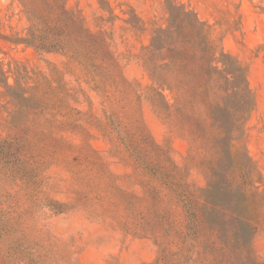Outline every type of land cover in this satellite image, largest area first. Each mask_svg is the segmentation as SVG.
Segmentation results:
<instances>
[{
    "label": "rangeland",
    "instance_id": "rangeland-1",
    "mask_svg": "<svg viewBox=\"0 0 264 264\" xmlns=\"http://www.w3.org/2000/svg\"><path fill=\"white\" fill-rule=\"evenodd\" d=\"M66 6L90 37L74 52H44L14 43L32 24L24 1L0 0V141L8 154L0 164V264H153L162 248L174 264L182 248L181 264H227L205 254V238L189 234L183 199L202 196L210 172L224 174L231 158L244 154L257 187L249 205L212 194L224 206L236 200L238 212L257 221L253 235L228 213L240 229L234 238L248 235L249 255L264 264V0H68ZM173 6L198 16L215 54L243 69L254 98L229 157L217 166L209 112L199 107L190 121L178 117L175 81H156L145 66L146 48L168 28ZM172 56L163 53L162 65ZM132 150L154 172L163 170L164 180L142 168ZM229 175L236 179L237 170Z\"/></svg>",
    "mask_w": 264,
    "mask_h": 264
},
{
    "label": "trees",
    "instance_id": "trees-1",
    "mask_svg": "<svg viewBox=\"0 0 264 264\" xmlns=\"http://www.w3.org/2000/svg\"><path fill=\"white\" fill-rule=\"evenodd\" d=\"M31 13V27L27 37H18L14 43L35 46L44 52H56L64 49L75 51L78 41L88 39L89 32L84 28L78 16L67 8L68 0H22ZM38 4L34 7V2ZM170 20L166 29H160L145 51V66L154 80L170 78L177 85V116L190 121L198 113L199 107L207 110L215 122L218 135L211 140L213 165L224 163L229 157V147L233 137L240 132L241 123L254 109V98L247 86L243 69L230 56L215 54L208 40L206 26L198 16L183 6L169 8ZM3 37V36H2ZM6 39V38H3ZM173 54L171 63L162 65L163 53ZM89 59L88 56H86ZM163 66V69L161 68ZM155 91V90H154ZM157 96L160 93L156 92ZM156 101V98H152ZM6 141H0V164L5 163ZM133 155L142 168L155 173L159 181L166 174L157 168L153 170L150 161L145 162L136 150ZM233 160V166L224 174L217 175L213 169L209 174L208 188L202 190V196H190L183 199L189 214L187 230L196 241L205 238V254L219 255L220 262L237 264L240 260L256 264L248 253L247 236L235 239V224H229L228 213H233L243 221L246 232H257V221L242 212H238L237 201L227 206L216 203L212 192L218 191L224 199L240 197L241 204L249 205L253 189L257 187L248 174L252 164L247 155ZM237 170V178L229 172ZM175 189V188H173ZM177 192V190H175ZM153 192V191H152ZM232 205V208H231ZM238 226V225H237ZM238 230V231H237ZM188 235V234H187ZM187 235L184 240L187 242ZM245 239V240H244ZM181 260L186 257L187 248H182ZM247 253V255H246ZM174 255L167 248H162L153 264H174ZM180 260V261H181ZM179 261V264H181ZM261 264V263H259Z\"/></svg>",
    "mask_w": 264,
    "mask_h": 264
}]
</instances>
